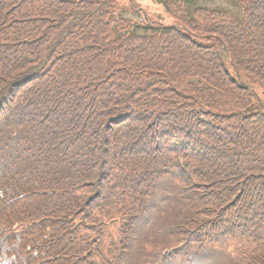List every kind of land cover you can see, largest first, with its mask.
<instances>
[{
	"label": "trees",
	"instance_id": "1",
	"mask_svg": "<svg viewBox=\"0 0 264 264\" xmlns=\"http://www.w3.org/2000/svg\"><path fill=\"white\" fill-rule=\"evenodd\" d=\"M144 1L0 0V264H264V0Z\"/></svg>",
	"mask_w": 264,
	"mask_h": 264
},
{
	"label": "rangeland",
	"instance_id": "2",
	"mask_svg": "<svg viewBox=\"0 0 264 264\" xmlns=\"http://www.w3.org/2000/svg\"><path fill=\"white\" fill-rule=\"evenodd\" d=\"M139 3H140V6L141 8L144 10H147L148 13L152 16V18L156 19V20H159L160 22H162L164 25H173V20L168 17L166 11L164 9H161V8H153L151 9L155 4L151 1H144L142 2V0H139ZM220 3V6L222 7H227L228 8V4L229 2H219ZM234 3V2H233ZM151 9V10H150ZM229 9H231V11H234V12H237L239 11L240 9L236 8L234 5H230ZM175 11V14L177 16H181L180 15V12L176 10Z\"/></svg>",
	"mask_w": 264,
	"mask_h": 264
}]
</instances>
